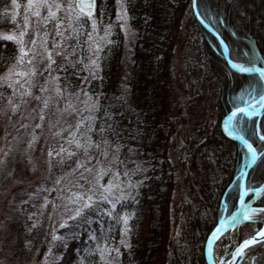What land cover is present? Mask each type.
<instances>
[{"label": "trees", "instance_id": "trees-1", "mask_svg": "<svg viewBox=\"0 0 264 264\" xmlns=\"http://www.w3.org/2000/svg\"><path fill=\"white\" fill-rule=\"evenodd\" d=\"M197 7L228 45L234 63H247L254 57L255 66L264 67V9L258 10L255 0H197ZM125 8L133 30L128 59L117 0H97L94 18L100 31L106 26L111 30L97 75L84 80L82 59L92 32V21L86 18L78 39H68L65 50L67 54L75 49L69 59L80 62L72 67L63 56L56 73L64 91L82 88L95 100L97 128L104 121L100 127L109 144L118 149L122 171L137 185L130 189L134 198L117 204L116 209L121 216L129 214L130 231L124 233L122 221L88 211L91 224L78 218L58 229L62 239L55 241L51 264H99L103 258L107 264H183L180 256L169 251L178 172L191 183L196 213L189 222L190 239L201 264H206V239L223 217L235 211L250 160L243 145L223 135L221 122L235 107L258 100L264 81L258 74L241 75L229 68L218 40L198 23L192 0H125ZM193 34L198 62L186 75L188 97L183 105H172L171 97L179 86L171 67L176 47ZM16 50L13 41L0 39V68L7 66ZM257 120L239 115L231 126L260 155L248 176L247 202L264 187V140L257 135ZM175 124L184 132L178 168L171 158ZM259 131L264 136V108ZM253 205L264 208V192ZM98 249H106L103 258Z\"/></svg>", "mask_w": 264, "mask_h": 264}, {"label": "rangeland", "instance_id": "rangeland-1", "mask_svg": "<svg viewBox=\"0 0 264 264\" xmlns=\"http://www.w3.org/2000/svg\"><path fill=\"white\" fill-rule=\"evenodd\" d=\"M58 2L67 5L69 0H58ZM17 3L20 5L18 9L12 6V0H0V35L19 36L21 31H25L24 47L29 51V56L25 57L27 61L32 51L43 52L41 39L36 37L37 30L41 36L45 31L49 33L50 50H52V41H59L60 38L56 36V21L49 22L46 27L43 24L38 25L37 18L26 11L27 0H17ZM255 4L258 10L264 9V0H255ZM125 13L126 18H124ZM41 14L46 16L47 10L42 9ZM25 15L29 17L27 27H25ZM58 16L63 19L64 26L67 27L68 20L65 18V13L61 11ZM117 16L122 17L119 20L125 34V57L128 59L133 30L129 24L125 0H117ZM105 29H109L107 36ZM110 32L109 26L101 32L97 23L91 46L89 41L86 44L85 58L82 59L85 81L97 75L102 50ZM64 34L69 36L70 30L65 31ZM33 39L37 41L35 48L31 43ZM195 40L196 35L193 34L189 39H182L176 47L171 67L173 77L179 86L171 97L172 105L175 103L183 105L187 100L186 75L198 62L195 55ZM67 42L68 39L64 40L65 46ZM97 45L101 48L99 52L96 51ZM16 47V53L11 61L7 66L0 68V76H3L12 65L17 64L16 58L20 53L17 44ZM65 50L66 47L53 50L56 62L51 70H45L48 63L46 59L41 55L36 56L34 66L37 74L31 78L32 95L21 98L20 92L23 89H20L19 85L16 86L18 91L15 95L12 88L7 87L6 84L0 86L2 99L0 100L2 101L0 102V264H45L46 257L47 264H51L55 257L56 240H53V234L57 235L60 223L72 215V212L65 208L68 198L74 192H86L89 185H96L99 169L108 170L99 181L100 184L106 185L110 180H114L115 174L118 173L121 185L126 191H130L127 188V175L121 169L120 153L117 148L109 144L104 128L100 127L103 126L104 121L101 120L97 128L95 100L82 88L74 93L64 91L58 80L54 79L57 77L56 69L63 58V55L57 56L55 52H65ZM92 60H96L98 67L91 64ZM30 67L27 63L17 65V69L24 71H28ZM57 86L60 89L59 94L56 91ZM41 88H47V91H41ZM9 98L13 104L19 106L15 113L12 111V105L8 103ZM45 100L48 101L47 108L44 107ZM41 113L45 117L43 121L40 120ZM174 120L178 123V119ZM37 124L41 126L36 127ZM175 129L177 133L172 139L171 158L178 168L184 132L178 124ZM73 133H75L74 138L81 143H85L87 137H91L93 145L99 144V148L93 146L85 155L83 149H77L75 143H68L69 139L73 138ZM33 136L36 137L35 142H32ZM105 141L107 144L104 143ZM30 142H32L31 147H29ZM62 147L67 151L57 155ZM50 151L52 156H49ZM69 151L75 155L69 157L67 155ZM104 152H107L106 157L103 155ZM78 161L85 167L77 168ZM85 168H91V171H86ZM177 177L178 182L171 204L169 251L171 255L180 256L183 264H201L189 233V222L196 213L195 197L191 193V183L186 177H181L180 172ZM57 179H60L59 184L56 183ZM37 189L55 190L38 192ZM45 198L50 201L46 207L43 206ZM53 203L57 205L55 211ZM68 207L74 209L76 205L68 204ZM251 207L256 208L253 205ZM33 224H36V227H33ZM258 229V223H255L242 229L237 237L224 239L220 246L221 253L216 255V259L220 261L223 256L230 253L237 239L248 237ZM261 248L264 249V245ZM107 261V258H103L99 264H107Z\"/></svg>", "mask_w": 264, "mask_h": 264}, {"label": "snow or ice", "instance_id": "snow-or-ice-1", "mask_svg": "<svg viewBox=\"0 0 264 264\" xmlns=\"http://www.w3.org/2000/svg\"><path fill=\"white\" fill-rule=\"evenodd\" d=\"M12 6L16 9L20 8V5L17 3V0H12ZM46 9L47 15L42 16L41 10ZM26 11L31 12L33 16L37 18V24H43L45 27L47 24L51 21H56V36L59 37V41L53 40L52 41V50L48 48V36L49 33L45 31L43 33V36H41L39 30L36 32V37L41 39V46L43 48V52L39 53L36 51L31 52L30 58L25 61V57L29 56V51H26L24 47V40L23 37L26 35L25 31H21L19 33V36H16L15 34H5L0 35V39L7 40V41H14L19 46V53L20 55L16 58L17 64L12 65L8 71L3 75L0 76V86H3L4 84L7 85V87L12 88L13 94L15 95L18 91L17 85H19L20 89H23L22 92H20L21 98L25 95H32L31 92V86H32V77H35L37 74V69L34 66V61L36 59L37 55H41L43 59H46L48 61L45 70H51L52 65L55 64V59L53 56V50L54 49H63L66 46L64 45V40L71 39L73 37H76L78 39L79 33L83 27L81 21L82 19L86 18L87 20H91V28L92 32L88 33V39L89 44L91 46V43L93 41V33L96 32L97 29V22L94 18V12H95V0H69L67 5L62 4L61 2H58V0H27L26 5ZM63 11L65 13V18L68 20L67 27L64 26V21L61 17L58 16V13ZM122 17L118 16V19ZM124 18H126V13L124 14ZM28 19L29 17L25 15L24 21H25V27L28 25ZM13 20H15V13H13ZM70 30V35L65 36V31ZM109 32V29H105V35L107 36ZM36 39H33L31 41L33 47L36 46ZM101 48L99 45L96 47V51L99 52ZM75 54V49L71 53L65 54L64 51H56L55 55L57 56H64V59L72 66L75 67V64L80 61H72L69 59L70 56ZM27 63L31 67L28 69V71L19 70L17 69V65H23ZM91 64L93 66L98 67V64L96 60H92ZM232 68L237 70L240 74H248V73H254L258 72L259 79L261 81H264V69H257L255 66V58L249 57L247 63H232ZM63 67V65L61 66ZM87 67V66H86ZM55 80H59V77H54ZM23 81V82H22ZM27 85V87H26ZM41 91H47V88H41ZM57 93L59 94L60 89L59 86H57L56 89ZM249 96H251V92L248 93ZM36 99H40L39 97H36ZM8 103L12 105V111L15 113L18 105L13 104L11 98H9ZM258 103L261 105V107H264V94L260 95ZM48 101H44V107L47 108ZM256 104L252 102H248V107H236L235 110L231 113V117H229V124L232 123V120L237 116V114H243L244 117H247L251 119L252 116L256 114ZM44 115L41 113L40 120H44ZM41 125L37 124L36 127H40ZM27 127V125H25ZM79 127V126H78ZM229 127L228 124L225 125V128L227 129ZM91 130V129H90ZM59 134V133H57ZM73 138L69 139L68 143L72 144L75 143L77 149H83L85 155L88 154V151L91 147L95 146L96 148H99V144L93 145L91 141V137H87L85 143H81L80 140H76L75 133L72 134ZM261 139L264 140V136H261ZM36 137L33 136L32 142H35ZM32 142L29 143V147L32 146ZM107 144V141L104 142ZM247 150L250 153V160L252 162H255L257 160V152L252 147V145L249 143L247 144ZM67 151L63 147L60 149V152L57 153V155H60L61 153ZM67 155L69 157L75 155L73 152H67ZM103 155L105 157L107 156V152H104ZM49 156H52V152H49ZM91 159V158H89ZM61 162H63L61 160ZM85 167L83 163L77 162V168ZM86 171H91V168H85ZM108 170L101 168L98 171L97 177H96V185H89L86 192L80 193V192H74L72 195L68 198V204L76 205V207L69 208L68 204L65 205V208L67 211L72 212V215L68 216L67 219L63 220L60 223V228H64L68 225V220L76 221L78 218L88 224L92 223V220L86 216V213L88 211H96L98 215L101 216H108L110 218L116 219L117 222H121L124 225V233L126 234L130 229L128 228V220H129V214L125 213L123 216H121L119 213L116 212L117 204H120L121 202L133 199L132 193L130 191H126V189L121 185V182L118 180L119 174H115V179L110 180L106 185L100 184L99 181L104 177ZM125 175H128L126 172ZM57 184L60 183V179H57ZM137 187V185H133L131 181L129 180L127 182V188L133 189ZM53 191L55 189H37V191ZM264 192V188L258 190V194ZM243 195V193H241ZM50 203L47 198H45L44 201V207H46ZM241 209H242V215L244 220H252L253 217L256 216L257 213L264 212V208H253L244 203V201L241 199ZM107 204L110 205L109 208H102L101 206ZM57 208V205L53 203V210L55 211ZM236 225L240 223L237 216L232 215L230 221H221L219 227L213 232V236H215L217 233L221 231V229L225 228L227 224ZM79 226V225H78ZM33 227H36V224H33ZM259 236L264 237V231H261L258 233ZM90 239H95V236L92 234H89ZM62 237H59L55 234H53V240H60ZM255 239H248L243 242L242 245H240L236 251L235 255H242L244 248L248 247L249 245L255 243ZM125 241L121 240V244H124ZM66 246V245H65ZM127 246V245H125ZM209 251L212 250V245L209 244ZM51 252V249L49 250ZM98 251L101 252V256L103 258V254L106 251V249H98ZM117 252V255H119V249H115ZM45 264H47V257L45 260Z\"/></svg>", "mask_w": 264, "mask_h": 264}, {"label": "water", "instance_id": "water-1", "mask_svg": "<svg viewBox=\"0 0 264 264\" xmlns=\"http://www.w3.org/2000/svg\"><path fill=\"white\" fill-rule=\"evenodd\" d=\"M96 9H97V0H95V12H94V16L96 14ZM192 9H193V13L198 21V23L209 33L211 34L213 37H215L219 44L221 45V48H222V54H223V58L224 60L226 61V63L228 64L229 68L240 74L237 70L233 69L232 68V63H234L231 59H230V50H229V47L228 45L226 44V42L222 39V37L220 36V34L202 17V15L200 14L199 10H198V7H197V0H192ZM258 70L259 69H264V67H256ZM258 74V72H254V73H248V74H241V75H256ZM264 94V93H263ZM259 99L258 100H255L253 101L252 103H255L256 106L259 104L258 103ZM240 107H248V104L246 105H243V106H240ZM264 107H261L260 106V109H259V113L263 110ZM235 110L232 109L230 110L222 119V122H221V131L223 133V135L225 137H227L228 139L232 140V141H235L241 145H243L246 149H247V144H251L252 147L256 150L255 146L253 145V143L248 139L246 138L245 136H242V135H239L237 133H235L231 128H230V124H229V117H231V113ZM258 114H255L254 116L251 117L254 118L256 116H258V120H257V125H256V130H257V135L259 137H261L260 135V131H259V122H260V117L261 115ZM239 115H243V114H237V116ZM236 116V117H237ZM235 117V118H236ZM234 118V119H235ZM233 119V120H234ZM232 120V121H233ZM228 124L229 127L226 129L225 128V125ZM176 133V130L174 131V134ZM248 151V150H247ZM257 152V150H256ZM249 153V152H248ZM250 155V153H249ZM260 155L259 153L257 152V160L255 162H252L251 160H249V163L246 167V170L243 172V176H242V179H241V182H240V191H239V200H238V203H237V207L235 209V211L233 212L232 215H235L238 217V219L240 220L243 215H242V209H241V199L244 201V203L248 206H251L252 205V202H249L247 203V195H248V191H247V188H246V185H247V180H248V176H249V173L250 171L252 170V168L255 166L256 162L258 161ZM241 193H243V195H241ZM231 215V216H232ZM231 216L229 217H226V218H222L217 224L216 226L212 229V231L209 233L207 239H206V242H205V245H204V251H203V255H204V260H205V263L206 264H242V262L244 261V259L248 256V252L253 248L255 247L256 245H260V244H263L264 243V237H261L258 235L259 232L261 231H264V221L262 220H258L257 223H260L261 224V228L254 234L248 236V237H245L241 240L237 239L236 240V244L234 245V247L232 248V250L230 251V253L228 254L227 258L224 259V260H221L219 262H216L215 260V256H214V243H215V239L216 237L221 233L222 230L232 226V224H227L225 228L221 229V231L219 233H217L215 236H213V232H215V230L219 227L220 225V222L221 221H230L231 219ZM255 239V243L249 245L248 247L244 248L243 250V254L242 255H235V251L236 249L243 244V242L245 240H248V239ZM209 244L212 245V250L209 251Z\"/></svg>", "mask_w": 264, "mask_h": 264}, {"label": "bare ground", "instance_id": "bare-ground-1", "mask_svg": "<svg viewBox=\"0 0 264 264\" xmlns=\"http://www.w3.org/2000/svg\"><path fill=\"white\" fill-rule=\"evenodd\" d=\"M258 220L264 221V212L257 213L256 216L253 217L252 220H244L242 217L239 220L240 223H238L236 225H232V226L222 230L221 233L216 237L215 243H214V256H215L216 262H219L216 259V255L221 253L220 246H221L223 240L226 238L232 239V238L237 237L242 229L248 228L250 225L257 223ZM262 245H264V243L260 244V245H256L255 247H253L248 252V256L244 259L242 264H264V249L261 248ZM228 254L223 256V258L221 260L226 259Z\"/></svg>", "mask_w": 264, "mask_h": 264}]
</instances>
